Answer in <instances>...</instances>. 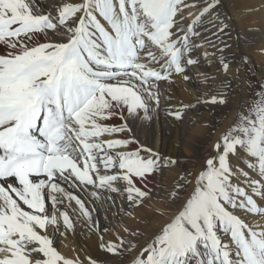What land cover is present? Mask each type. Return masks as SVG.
<instances>
[{"label":"snow or ice","instance_id":"1","mask_svg":"<svg viewBox=\"0 0 264 264\" xmlns=\"http://www.w3.org/2000/svg\"><path fill=\"white\" fill-rule=\"evenodd\" d=\"M190 7L197 12L186 21ZM221 7L59 0L53 15L37 0H0V264H105L57 249L58 235L78 227L130 264H264V83L218 132L201 169L168 190L179 207L145 244L127 229V238L107 240L101 227L105 204L117 214L142 206L156 175L180 163L143 143L137 128L161 111L180 123L198 105L228 103L231 78L194 104L172 105L168 85L192 79L196 53L226 76L233 62L237 77L250 63L232 54L246 40L233 41Z\"/></svg>","mask_w":264,"mask_h":264},{"label":"bare ground","instance_id":"2","mask_svg":"<svg viewBox=\"0 0 264 264\" xmlns=\"http://www.w3.org/2000/svg\"><path fill=\"white\" fill-rule=\"evenodd\" d=\"M186 2L192 5L197 4V0H186ZM37 3L43 11L51 12V9L58 7L59 0H37ZM221 11L231 18L233 41H235L237 33H240L246 40V43H241L239 46L234 43L232 54L239 57L242 53L249 58V64L254 69L256 80L253 83L246 77L244 68L241 69L237 77L235 62L232 63V70L226 76L215 63L209 65L203 61L202 51L196 53V55L201 56V63L199 66L189 67L188 71L192 79L185 82L181 77H175L174 82L168 85L170 94L173 97L172 105L178 107L180 103L194 104L198 95L208 91H216L222 81L231 78L232 88L228 103L224 106L198 105L195 110L189 111L183 122L174 123L175 144L172 146L164 138V121L168 118L165 117L163 111H161L158 121L148 125L152 128L154 143L150 145L145 142V139L147 141L148 139L143 136V132L147 133V126L136 129L137 135L143 143L158 148L161 153L178 159L180 163L177 166H169L156 175L150 183L154 195L146 200L142 206L129 208L127 212L121 211L117 214L115 209L108 210V204L104 205V208L101 209L100 220L101 227L107 226L109 228V231L105 233V239L115 240L117 235L127 238V229L139 233L142 237L139 239V244H145L152 234L156 233L179 207V204L171 203L168 190L174 188L187 172L194 173L201 169L205 158L212 151L211 146L218 132L233 123L237 111L241 109L242 105H246L247 101L253 96L254 91H256L257 86L264 83V0H222ZM196 12L197 7L184 9L186 21L192 18L190 14ZM249 29H252V31H249ZM250 44L255 45L253 52L246 49ZM205 48H207V45ZM214 72L220 76L222 75L223 79L217 80ZM205 74L212 80L211 89L208 88ZM203 111H208L207 117L202 115ZM170 121L173 123L172 120ZM217 122H220V124ZM112 123L119 124L120 121L118 118H114ZM201 130L206 131V133L202 134ZM123 135H127V133ZM233 163L239 164L240 162L233 160ZM117 203H120L119 199ZM122 207H127V205ZM105 215L107 216V223L104 220ZM56 247L62 254L69 257L77 254L83 256L84 253L100 256L105 264H121L122 260L123 264H130L131 260V257H128V259H124V257L109 258L97 248L96 237L87 235L86 229L79 227L75 233L68 232L63 237L58 235ZM137 254V252L132 253L133 256Z\"/></svg>","mask_w":264,"mask_h":264},{"label":"rangeland","instance_id":"3","mask_svg":"<svg viewBox=\"0 0 264 264\" xmlns=\"http://www.w3.org/2000/svg\"><path fill=\"white\" fill-rule=\"evenodd\" d=\"M50 1V0H49ZM51 13L54 15L56 14V8H53L51 9ZM247 50L253 52L255 50V45L254 44H250L246 47ZM251 54V53H250ZM253 55V54H251ZM249 67H250V71H249ZM245 75L246 77H248L253 83L254 81L256 80V77H255V74H254V69L251 67L250 64H248L245 68ZM252 71V72H251ZM218 74V73H217ZM215 72H214V76L217 80H220V79H223V76L221 75H217ZM202 115L207 117L208 116V111H203L202 112ZM218 124H220V122H217ZM164 126H165V134H164V138L167 140V142L169 143V145H173L175 144L174 143V140H175V126H174V123H172L170 120L166 119L164 121ZM151 127H146V130H147V133L145 134L143 132V136H145L148 141L145 139V142L148 143V144H152L154 143V140L152 138V128L150 129ZM200 132H203V130H201ZM206 131H204L202 134H205Z\"/></svg>","mask_w":264,"mask_h":264}]
</instances>
